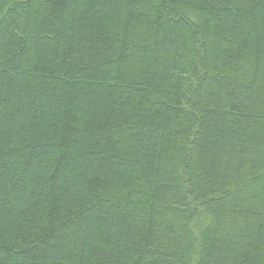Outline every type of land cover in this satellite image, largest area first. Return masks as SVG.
Segmentation results:
<instances>
[{
	"label": "trees",
	"instance_id": "trees-1",
	"mask_svg": "<svg viewBox=\"0 0 264 264\" xmlns=\"http://www.w3.org/2000/svg\"><path fill=\"white\" fill-rule=\"evenodd\" d=\"M0 264H264V0H0Z\"/></svg>",
	"mask_w": 264,
	"mask_h": 264
}]
</instances>
